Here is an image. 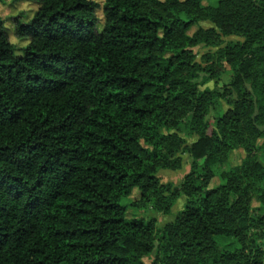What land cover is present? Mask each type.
<instances>
[{"label": "trees", "instance_id": "obj_1", "mask_svg": "<svg viewBox=\"0 0 264 264\" xmlns=\"http://www.w3.org/2000/svg\"><path fill=\"white\" fill-rule=\"evenodd\" d=\"M15 1L36 9L10 18L22 46L0 17V264H143L155 247L153 264H264V0H103L99 29L94 0ZM183 152L181 183L162 182ZM181 195L161 227L126 217Z\"/></svg>", "mask_w": 264, "mask_h": 264}, {"label": "rangeland", "instance_id": "obj_2", "mask_svg": "<svg viewBox=\"0 0 264 264\" xmlns=\"http://www.w3.org/2000/svg\"><path fill=\"white\" fill-rule=\"evenodd\" d=\"M94 1H96L99 4L97 8V16L99 18L97 29H99L102 23L101 22V17H102L101 4L103 0H94ZM214 3H215V0H201L202 5H208V4H214ZM35 9H36V5L32 2L15 1V0H0V17L4 20V25L7 28V32L10 36V40L15 42V44L18 46H22L24 43L21 41H18L11 35L13 26L11 24L10 18L12 16L18 15L20 12H23L25 19L29 18L31 17ZM209 25L210 24L207 21L199 22L198 25L191 27L188 33L191 34L198 26L207 27ZM238 39L240 38L237 36H228V37H225L224 40L227 41V40H238ZM193 50L196 53V60L201 61L202 60L201 57L203 56V54L208 52L210 48L197 46ZM207 76L208 75L203 72L199 74V77L196 79V82L198 83L199 88L201 89L206 88V87L212 88L216 84L218 86L220 85L226 86V85H229L233 80V74L229 69L226 70L224 73H222L220 79L217 82L214 78H209ZM243 87L249 89V84L247 83V81L244 82ZM238 97L239 95L236 93L234 89H232L230 98L234 100V99H237ZM228 107H229L228 104H226V102L222 100L220 103V107H219L220 110L223 111ZM213 114L214 112H210V114L208 115L210 122H212L211 116ZM180 134L185 139V142L187 145H191L193 142L197 140L196 135H189L185 129H183ZM244 154L245 153L242 149H235L230 154L228 161L225 164L220 165L218 167V170L215 172L213 178L209 181L208 187L213 188L219 185L220 183H222L223 180L221 178V173L224 171H228L232 169L233 167L239 165L241 163L242 158L244 157ZM180 157H181V168L180 169L178 170L159 169L158 170L157 175L159 176L162 182L164 183L171 182L174 186H178L181 183L184 175L190 169L191 158H190V155L185 152L181 153ZM260 159L262 162H264V154L260 155ZM138 196H139V192L136 188H134L130 196L123 201L126 203H129L131 200L137 199ZM184 201H185V196L181 195L180 197H178L176 201L174 202V204L172 205L171 211L169 214H162L159 212H155L151 208L135 210L129 207L127 209L126 217L129 218L132 216H152L155 218L156 226L161 227L167 222H170L174 219L176 213L182 209ZM259 206H261V204H259L258 201L256 200L252 201L253 211L255 212L259 211L260 209L258 208ZM156 255L157 253H156V247H155L149 255L142 258L143 264H153V261L155 260Z\"/></svg>", "mask_w": 264, "mask_h": 264}]
</instances>
